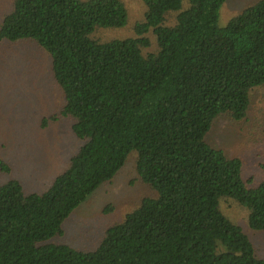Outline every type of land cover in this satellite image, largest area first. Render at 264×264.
Here are the masks:
<instances>
[{
  "label": "trees",
  "instance_id": "16d2710c",
  "mask_svg": "<svg viewBox=\"0 0 264 264\" xmlns=\"http://www.w3.org/2000/svg\"><path fill=\"white\" fill-rule=\"evenodd\" d=\"M143 1L123 39L103 34L127 24L124 0H14L4 15L0 44L29 40L51 55L64 102L48 120L69 119L82 146L42 193L0 185V264H264L221 209L236 201L264 231V163L261 178H246L242 159L208 139L218 119H246L264 89V0L224 27L227 0ZM132 152L157 195L92 252L51 242Z\"/></svg>",
  "mask_w": 264,
  "mask_h": 264
},
{
  "label": "rangeland",
  "instance_id": "374dc122",
  "mask_svg": "<svg viewBox=\"0 0 264 264\" xmlns=\"http://www.w3.org/2000/svg\"><path fill=\"white\" fill-rule=\"evenodd\" d=\"M14 0H0V25ZM130 11L127 24L104 31V38L123 39L135 34L134 26L144 18L143 0H124ZM253 0H227L219 12L224 27ZM152 45L147 51L156 48ZM64 94L52 76V57L32 41L0 44V185L18 180L26 192L46 191L65 170L82 141L69 119L48 120L63 107ZM210 142L230 156L242 159L246 178L263 176L264 89L256 91L246 119L232 122L220 118L208 136ZM2 162L10 169H3ZM157 194L144 183L137 170V154L130 153L114 179L101 185L65 221L61 235L51 242L77 250L97 249L108 228L120 222L146 197ZM109 206L113 208L110 209ZM222 211L239 224L253 243L256 256L264 259V231L249 226L246 210L234 200H223Z\"/></svg>",
  "mask_w": 264,
  "mask_h": 264
}]
</instances>
